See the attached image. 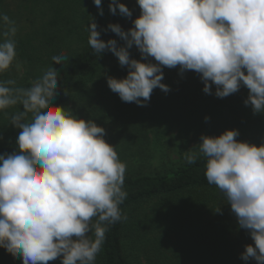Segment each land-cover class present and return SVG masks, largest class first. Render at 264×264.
<instances>
[{"label":"clouds","instance_id":"1","mask_svg":"<svg viewBox=\"0 0 264 264\" xmlns=\"http://www.w3.org/2000/svg\"><path fill=\"white\" fill-rule=\"evenodd\" d=\"M103 15L102 0H93ZM141 10L127 31L119 24L108 29L125 43L100 39L93 20L88 43L97 53L112 52L125 78L107 77L111 91L123 102L146 106L155 88L167 93L163 67L200 75L205 94L225 98L248 89L244 103L253 113H264V0H136ZM131 18L120 0L109 11ZM0 42V73L13 63L14 22ZM136 46L142 60L130 57ZM149 58H154L156 63ZM69 58L55 55L63 65ZM58 70L49 68L29 88H13L14 80L0 82V110L17 103L23 111L11 124L20 129L17 150L0 154V248L19 256L22 264H95L107 226L122 219L120 204L126 165L115 147L105 141V129L94 120L50 103L58 93ZM207 119V118H206ZM236 129L219 136H201L199 153L206 157L205 177L226 196L238 225L253 244L245 246L244 261L264 264V143L238 141ZM196 153H187L189 164ZM219 211V208L217 209ZM97 217L95 223L92 218ZM91 233V235H89Z\"/></svg>","mask_w":264,"mask_h":264},{"label":"trees","instance_id":"2","mask_svg":"<svg viewBox=\"0 0 264 264\" xmlns=\"http://www.w3.org/2000/svg\"><path fill=\"white\" fill-rule=\"evenodd\" d=\"M110 2L102 0L100 15L93 0H0V16L7 15L17 29L11 37L16 56L0 73V82L14 80V85L6 86L26 89L55 67L58 93L50 103L103 127L105 141L126 165L127 197L119 207L127 219L107 226L95 264H132L126 246L147 264H257L241 258L245 246L254 242L238 225L224 193L207 182L206 157L198 144L202 135L236 129L238 141L259 146L264 143V113L254 114L245 105V86L218 98L215 85L213 94H205L200 75L191 70L181 73L179 66L162 69L167 93L155 88L146 106L123 102L108 87L107 77L125 78L128 69L112 52L100 54L90 47L87 27L94 20L100 39H115L120 47L125 42L108 25L119 24L127 31L141 10L136 0H120L132 17L121 16L118 10L113 15ZM7 27L0 20V42L6 39ZM129 53L142 60L135 45ZM59 54L69 58L63 65L52 60ZM20 111V103L0 110V154L17 150L20 129L11 121ZM187 153L197 154L195 163L187 162ZM96 220L92 218L93 223ZM0 264H22V259L0 248Z\"/></svg>","mask_w":264,"mask_h":264},{"label":"rangeland","instance_id":"3","mask_svg":"<svg viewBox=\"0 0 264 264\" xmlns=\"http://www.w3.org/2000/svg\"><path fill=\"white\" fill-rule=\"evenodd\" d=\"M125 249H126L128 258L132 264H147L140 255H136L135 252L131 251L129 246H126Z\"/></svg>","mask_w":264,"mask_h":264}]
</instances>
